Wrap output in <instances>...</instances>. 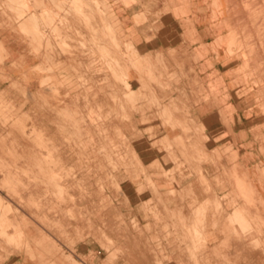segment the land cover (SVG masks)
<instances>
[{
  "label": "crops",
  "instance_id": "obj_1",
  "mask_svg": "<svg viewBox=\"0 0 264 264\" xmlns=\"http://www.w3.org/2000/svg\"><path fill=\"white\" fill-rule=\"evenodd\" d=\"M105 1L121 48L125 51L130 43L157 67H161L157 57L163 55V63L172 71L160 78L164 90L169 91V96L163 97L153 79L139 78L130 62L123 61L131 76L127 81L133 83L131 88L139 99L136 102L145 105L142 114L123 98L129 122L113 117L119 106L111 96L119 98L122 93L105 61L103 48L116 51L105 26L95 39L82 19L70 17L69 23L61 26L71 50L64 53L51 35L47 34L52 45L49 50L37 47L18 27H4L0 8V101L5 109L11 107L13 117L6 124L0 118V220L8 224L4 235L0 234V264H72L63 253H71L80 264H125L122 256L110 260L105 254L93 255L101 246L95 239L82 238L89 232V223L102 228L106 222L109 235H114L112 231H119L117 216L127 220L130 210L155 197L147 179L164 184L159 193L165 198L173 199L171 190L174 199L177 194H203L199 171L187 164L176 147L179 139L187 141L185 135L179 128L163 125L155 115L156 107L150 105L157 97L165 105L171 101L180 108L188 105L190 128L209 148L207 159L198 163L199 170L205 173L210 187L224 196L223 204L237 187L231 178L235 172L242 175L247 170L256 187L261 190L264 186L258 180L262 167L259 156H264L260 135L264 132H251L247 108L242 107L243 99L231 87V73L224 69L229 62L219 60L220 52L215 58L211 42L218 31L209 22L212 12L206 1ZM44 2L50 10L55 8L51 1ZM141 14L146 15V23L154 24L153 29L134 21ZM172 51L177 64L169 55ZM46 55L51 56L50 62H46ZM215 81L224 84L215 88ZM90 107L93 113L89 119ZM100 113L107 118L96 117ZM228 145L232 149L224 153ZM44 161L61 176L59 184L67 189V195L45 193L48 180L39 168L46 165ZM7 181L15 192L5 186ZM197 204L194 202L193 207ZM177 206L168 203L171 210ZM260 214L252 211V222L260 228L254 239H260L264 246V210ZM168 224L171 229L172 221ZM221 226L206 229L201 256L205 260L218 255L217 264H223L222 253L228 250L230 264H244L233 251L236 235L224 232ZM173 237L167 239L178 243L182 236L178 233ZM147 239L142 236L135 243L143 248ZM254 239L243 238L238 248L242 254L247 249L260 259L249 264H264V247L253 245ZM130 242L125 246L134 244V240ZM168 250L178 258L177 249L169 245ZM148 256L149 264H154V257ZM136 258L145 263L137 251Z\"/></svg>",
  "mask_w": 264,
  "mask_h": 264
},
{
  "label": "rangeland",
  "instance_id": "obj_2",
  "mask_svg": "<svg viewBox=\"0 0 264 264\" xmlns=\"http://www.w3.org/2000/svg\"><path fill=\"white\" fill-rule=\"evenodd\" d=\"M0 8L2 11V18H3V25L8 26L9 28L11 27L12 24H14L17 19L15 18L16 13L18 12V8L21 6L20 2L23 1L24 3L30 4L31 9L33 10H38L40 11L42 8L46 7L44 0H0ZM53 3L54 9L53 11V20L51 22H56V19L59 18L62 23H64L67 19H69L73 14L76 15L79 19H82L84 22L85 26L87 29H89L90 32L95 34L96 36L95 39L99 37L98 33H102V28L101 26H105L106 29L109 32V29L114 30L112 27V23L110 22L109 17V12H110V7L105 3L106 1H101V0H49ZM206 1V4L208 7L211 9V18L209 22L213 24L212 27L218 31V34L216 35L215 39L213 42H211V46L214 49V52L217 56L215 58H218L220 55L219 52L221 53V57H219V60H223L225 62H229L228 66H226L225 71H229L231 73V76L233 77L232 81H230L231 87L236 89V96L240 97L242 102V107L247 108L246 114L250 116L249 125L251 126V132L254 131L256 133H261L264 132V0H204ZM100 14H104L107 17V21L103 20ZM85 16H84V15ZM71 15V16H70ZM43 16L42 14H39V17L41 18ZM45 17H43L44 19ZM50 21V20H49ZM134 21H137L138 23H141L145 29H153L154 24H149L146 23L148 22V19L146 18V15L141 14L138 15V18H134ZM186 22V21H185ZM11 23V24H9ZM32 23L33 21L29 22V25L26 26L24 24L23 26H19V31L22 32L25 35H28L32 37L33 41L37 44V47H44L45 49H51L52 45L47 42L49 37L48 35H51L53 39L56 41V46L59 48L64 53H71L70 47L68 44L65 42V36H63V33L60 32L58 28L55 27V29L49 30L47 28V31L49 30L50 33L44 34L47 35V38L44 39L41 35L40 38H36L35 34L32 33ZM185 24V23H184ZM46 26H49L45 24ZM186 26V24H185ZM14 28V27H11ZM244 31L246 34L249 36H244ZM98 35V37H97ZM235 38L236 42L241 43L240 45L235 44L234 49L232 52H228V55L225 53V49H227V40L230 38ZM45 40V43L43 41ZM110 42L114 46V49H116L115 52L110 51L106 47L103 48L105 49V54L106 58L105 61L107 62L110 70H111V75L112 78L119 84V90H121V95L119 98H117L114 94L111 96L114 102L118 103L119 110L115 112V119L117 121H122L124 122L125 119L127 122L130 120V115L127 114L125 110L127 106V102H124V99L129 101V104H131V108L138 109L139 111L145 107V105L139 106V104L136 102L139 99L134 96V89L131 88L133 83L127 81L129 76L128 70L126 68V65H124L123 61L126 59L130 62V65L133 66V68L136 70L138 73V77L140 78L141 76L149 77L155 81L157 84L158 89L162 93L165 88V84L160 81V78L162 76L167 75L171 73L172 71L169 70L168 66L163 63V55L157 57V62L158 64L161 65V67L153 66L149 59L143 55L138 54L137 51L133 48V46L128 43L125 45L126 50L124 51L123 48H121V44L118 41V39L114 38L113 36L110 35ZM83 45V44H82ZM244 46V47H243ZM237 53V54H236ZM171 56L173 62L177 64V56L175 55V52L172 51L169 53ZM48 56V55H47ZM46 56V57H47ZM51 56H48L45 60L46 62H50ZM52 59V58H51ZM118 61H117V60ZM1 60V56H0ZM119 62V63H118ZM164 65V66H163ZM50 68V67H49ZM170 71V72H169ZM218 71V70H217ZM215 70V72H217ZM47 81H50V79H47ZM46 82V81H45ZM143 82V81H142ZM145 83V82H144ZM224 82L222 81H215L214 86L215 88H220L223 86ZM143 87L145 84L142 85ZM168 86V85H167ZM147 86H145L146 88ZM149 88V87H148ZM153 94L152 90H149ZM124 98V99H123ZM159 99L161 98L158 97L156 100L154 98V101L150 102V105H154L158 109L159 106L165 105L163 102H160ZM256 99V100H255ZM160 102V103H158ZM149 105V104H148ZM188 107V105H183L180 108V111L183 110L184 107ZM178 105L174 103V105L170 108L172 112H174V115H180L178 114ZM157 112V111H156ZM91 113H93V108L90 107L88 111V117L92 116ZM96 117L99 119H104L107 118V114L103 115L100 114H95ZM119 116V118H118ZM0 118H2L3 123L8 122L9 118L12 117L11 113V107L6 106L5 109V104L1 103L0 101ZM111 118V117H110ZM161 118V117H160ZM164 118V117H163ZM161 118V121L163 125L169 126L168 123L165 122V120ZM178 119H181L178 121ZM75 121V120H74ZM132 121V120H131ZM176 125L175 128H179L183 134L185 135V139L187 140L184 142L182 139H179L176 142V147L179 149L180 154L183 156L184 160L187 162L188 165L194 167L197 171H199L200 163L203 160L207 159V153H208V147L204 145L205 152H202L201 148V141L203 139L198 137V133L192 128H190V123L189 116H178V118L175 120ZM5 122V124H6ZM79 122V121H76ZM170 127V126H169ZM185 129V131H184ZM31 131L35 132L36 130L33 131L32 126H31ZM195 134V135H194ZM260 150L262 154L264 155V134L260 135ZM231 145L226 146L224 149V153H227L232 147ZM164 148L168 149V145H163ZM236 153V151H235ZM219 154V153H218ZM173 157V156H172ZM171 157V158H172ZM135 158L136 155H135ZM264 158V156H261V159ZM259 160L261 164L259 166H262L261 169L259 170V176L258 180L261 183H264V159L261 161ZM45 160V159H44ZM46 166H49L47 161H44ZM201 169V168H200ZM144 171V170H143ZM40 172L43 173L44 178H47V171L40 170ZM202 172V171H201ZM199 171V175L201 174ZM201 176V175H200ZM199 176V180L201 181V177ZM60 177L58 181H53L47 178V183H45L46 187L47 185L49 186V189L52 191L54 195L57 196H63L64 194L67 195L68 191L65 189L62 185H60ZM149 178V177H148ZM201 178V179H200ZM201 182L204 184V196L209 197L212 191V187H209L210 184L209 181H207V177H204ZM234 182H236V189L233 191V193H237L240 197H247L249 198L254 204L256 202V197L254 196V191H252V180L250 179L248 175V171L244 170L242 172V175H238L236 172L234 173L233 176H231ZM207 181V182H206ZM229 181V180H228ZM149 186L150 189L151 186L153 187V195L155 197H151L147 199L146 201H143V204H140L136 208V210H130L127 213V217L129 219H125L123 216H117L116 221H117V227L119 228V231H112L113 234L116 233V238L115 241L113 242L111 237L106 234L107 226L106 222H104L103 227H94L89 223V232L86 235H83L84 239H95L100 243L101 248L95 249L93 255H101L105 254L108 258L111 256V251L114 250L115 255L120 256V251L121 250V244H119V241L116 239H121L122 241L124 239L127 240V238L131 237H139V236H144L149 242V244L154 248V251L156 252V256L159 259L160 262L154 264H165L169 262H173L172 264H208L206 263L207 260L215 261L214 264H217L218 261V255H213L211 258H207L204 260V262H200V260L192 259L190 256H192V253L194 252V256L197 254L198 257H201L204 259L201 255V248L203 247L204 243V237H198L195 236V238L191 239L183 234L179 233L181 222H182V211L176 207L174 211L172 212L171 209L164 212L160 211L163 206L169 203V201H172V203H175V206L178 204L179 207L182 208L183 205L187 203L193 204L194 202L199 201L197 199V196H193L189 192L187 193V196H183L180 194H177L178 198H176V195L174 194V191H170L172 193L173 199L165 198L164 196L159 193L160 187L164 186L161 182H154L150 181L147 179L146 182ZM206 183V184H205ZM152 184V185H151ZM170 184V183H169ZM59 186L61 187L60 191ZM113 187H117V184H112ZM210 190H209V188ZM48 188V187H47ZM141 189V190H140ZM138 191L141 193L143 191V188H140ZM264 186L261 187V190L259 188V196L262 197V199H259L258 201L260 203H257V208L259 209L257 216H260V211L264 210ZM232 194V193H230ZM194 195H196L194 193ZM196 199H195V198ZM219 197L220 200H223V197ZM186 200H185V199ZM187 198H189L187 200ZM253 198V200H252ZM208 200V199H207ZM183 203H182V202ZM214 199L211 201L209 200L207 202L208 206V211L211 210V208L214 205ZM146 202L150 204V206H154L158 211V217H154L151 213L147 217H141L143 213V209H145ZM168 202V203H167ZM145 203V204H144ZM129 205V204H128ZM212 206V207H211ZM143 209H142V208ZM166 207V206H165ZM140 208V209H139ZM142 213L139 214L140 212ZM173 210V209H172ZM72 212V211H71ZM250 224L246 227L241 228L237 223L235 226V230H229L227 231L223 225V231L227 232L228 234H234L236 235L235 239V244L232 246L234 248V254L236 259H241L243 260V255L246 254L248 251L245 249V253L242 255L240 253L241 250L238 248L240 244L242 243L243 238L250 237L251 240L254 239V234L259 235L260 234V228L259 224L253 223L252 218L249 219ZM168 221H172V228L170 229V225L168 224ZM217 224H222L221 220H219ZM4 223V224H3ZM6 225L5 222L0 221V225ZM216 224V225H217ZM216 225H206L203 228V232L205 233L206 229L211 228L212 226L215 227ZM241 232V233H240ZM251 232L253 235H247L246 233ZM181 234V238L178 239V243H173V240H168L167 238L170 236L178 235ZM129 236V237H128ZM68 236H66L67 238ZM177 237V236H176ZM174 238V237H173ZM68 239V238H67ZM150 239V240H149ZM162 239H167V242H162ZM177 239V238H176ZM69 240V239H68ZM112 242L114 244H112ZM253 245L257 247L263 248L264 246L260 244V239L252 241ZM256 242V243H254ZM252 244V243H251ZM261 246H260V245ZM116 246V248H113V246ZM172 246L174 249L178 250V255L177 259L172 257L170 255V250H168V247ZM71 244L69 243V250L71 248ZM107 248V250H106ZM162 248V249H161ZM123 249V248H122ZM166 250V251H165ZM72 250H70L71 252ZM101 251V252H100ZM158 251V252H157ZM164 252V253H163ZM240 252V253H239ZM162 253V254H161ZM226 254V255H225ZM228 250L223 252L221 256L222 263L224 259L226 260L225 264H230L227 259L228 256ZM238 254V255H237ZM63 255L68 259L71 260L73 257L71 253H63ZM114 255V256H115ZM147 255H150L147 252ZM163 257H162V256ZM241 255V257L239 256ZM71 256V257H70ZM189 256V257H188ZM239 256V257H238ZM151 257V255H150ZM170 257V258H169ZM220 257V256H219ZM71 258V259H69ZM169 258V259H168ZM216 258V259H215ZM116 258H113L115 260ZM169 261V262H168ZM245 262V263H244ZM244 264H249L248 261L244 260ZM72 263V261H71ZM223 263V264H224ZM73 264V263H72ZM80 264V262H79ZM146 264V261L145 263Z\"/></svg>",
  "mask_w": 264,
  "mask_h": 264
},
{
  "label": "bare ground",
  "instance_id": "obj_3",
  "mask_svg": "<svg viewBox=\"0 0 264 264\" xmlns=\"http://www.w3.org/2000/svg\"><path fill=\"white\" fill-rule=\"evenodd\" d=\"M183 2H184V4H186L185 2H187V0H182ZM125 2H127V1H125ZM124 2V3H125ZM20 7L18 8V12L16 13V16H15V18L17 19V21L14 23V24H12L11 25V27H19V26H23L24 24H26V26L27 25H29V22L30 21H33V23H32V29L33 30H31L32 31V33L33 34H35V37L36 38H40L41 37V35H42V37L44 38V39H46L47 38V35H44V34H47V33H50L49 32V30H51V29H55V27L56 28H58L59 30H60V32H61V26H62V21L59 19V18H57L56 19V22H51L52 20H53V11L52 10H50L49 8H47V6L46 7H44V8H42L40 11H38V10H33V9H31V7H30V4L28 3V1H27V3H24L23 1H21L20 2ZM193 5H195V4H193ZM2 12V11H1ZM39 14H42L43 16H41V18L39 17ZM84 15V14H83ZM99 15H101V17L103 18V20H105V21H107V17H106V15H104L103 13L102 14H100L99 13ZM71 16V15H70ZM85 16V15H84ZM43 17H45L44 19H43ZM72 17V19H79L76 15H72L71 16ZM50 20V21H49ZM69 20H70V18L69 19H67L64 23L65 24H68L69 23ZM9 24H11V23H9ZM45 24H47V25H49V26H46ZM47 28H49V30L47 31ZM109 32H110V35L111 36H113L115 39L117 38V35H116V32H114V30H111V29H109ZM244 36H249L248 34H246V32L244 31ZM49 40V39H48ZM48 42V41H47ZM235 44H237V45H240L241 43H238V42H236V39L233 37H231L230 39H228L227 40V49H225L226 51H225V53L228 55V52L230 53V52H232L233 51V49H234V45ZM244 47V46H243ZM237 54V53H236ZM47 56V55H46ZM49 56V55H48ZM47 56V57H48ZM46 57V58H47ZM50 58V57H49ZM50 60H51V58H50ZM117 60V59H116ZM118 61V60H117ZM119 63V62H118ZM162 96L164 97V96H169V91H166V90H164L163 92H162ZM158 98V97H157ZM256 100V99H255ZM159 101L160 102H162V100H160L159 99ZM160 102H158V103H160ZM234 102V101H233ZM161 104V103H160ZM173 106V101H171L169 104H167V105H161V106H159L158 107V109H156V111H157V113L155 114L157 117H161V118H163L164 120H165V122L166 123H168V125L170 126V128L172 129V130H174L175 129V125H176V119L178 118V116L180 117V116H189V114H188V107L186 106V107H184L183 108V110L182 111H180V107H178V110H179V112H178V114H180V115H177V114H175L174 115V112H172L171 111V107ZM140 113H142V114H144V110H140ZM241 117V116H240ZM118 118H119V116H118ZM145 120H148L149 118L147 117V118H144ZM5 120V122H6V118L4 119ZM181 119H178V121H180ZM4 122V123H5ZM32 129H33V131L34 130H36V129H34V127H32ZM184 131H185V129H184ZM208 138V137H207ZM209 139V138H208ZM201 148H202V152H205V149L206 148H204V144H203V140L201 141ZM261 147V146H260ZM263 150H264V148H263ZM237 151V150H236ZM258 156V155H257ZM259 157H261V156H259ZM260 159V158H259ZM264 158H262L261 159V161L263 160ZM264 161V160H263ZM259 163H260V161H259ZM261 164V163H260ZM39 168H40V170L42 169V170H44V171H47V178L48 179H50V180H53V181H58V179H59V174H55V173H53L52 172V169H51V165H49V166H44V167H42V165L40 166L39 165ZM199 169H200V167H199ZM200 171V170H199ZM25 173H27L26 171H25ZM201 175V176H200ZM199 176L202 178H200L201 179V181L203 180V179H205L204 177H206V175H205V173L204 172H201V174H200ZM9 179V178H8ZM9 180H12L11 178L9 179ZM204 181V180H203ZM9 182L10 181H7V184L5 185L7 188L9 187V188H11L10 190H12V191H14V187H12L10 184H9ZM207 182V181H206ZM252 182H253V180H252ZM203 183V182H202ZM163 184V183H162ZM206 184V183H205ZM209 184V183H208ZM152 185V184H151ZM46 186V185H45ZM153 186V185H152ZM151 186V188H152V190H153V187ZM48 187V188H47ZM47 187H45V193H51L52 195H54L53 193H52V191L49 189V186L47 185ZM210 187V186H209ZM208 187V188H209ZM252 191H254V196L256 197L255 199H256V202H255V204L249 199V198H247L246 196L243 198V197H240L239 195H237V193H232V194H230L229 196H226V197H228V200H227V204H223V200H220L219 199V197H217V196H219L215 191H212L213 193H211L210 194V196L209 197H205L204 195V192H203V194L201 193H199V195L198 194H196V195H194L193 193H191L193 196H199V198H201L202 200H204V201H202V200H200V201H198V204L196 205V206H194L193 207V204H191L190 202L189 203H187V204H185V205H183L182 206V208L181 207H179V206H177L181 211H182V216H183V218H182V222H181V226L182 227H180V230H179V233H181V234H183L184 236H186V237H188V238H191V239H193V238H195V236H198V237H202L203 236V234H204V232H203V228L206 226V225H216L218 222H220L219 220H221V223H222V225H223V227L227 230V231H229L230 229L231 230H235V226H236V223L241 227V228H243V227H246V226H248L249 224H250V220L249 219H251L252 218V211H254L255 213H258V211H259V209L257 208V203H260L258 200L259 199H262V197H260L259 196V188L258 187H256L255 186V184H254V182L252 183ZM60 189H61V187L59 186V191H60ZM155 189H156V187H155ZM154 189V190H155ZM141 190V189H140ZM153 190V191H154ZM204 190H205V188H204ZM209 190H210V188H209ZM15 192V191H14ZM142 192V191H141ZM263 192H264V190H263ZM54 196H57V195H54ZM60 196V195H59ZM58 196V197H59ZM197 196V197H198ZM195 198V197H194ZM185 199V198H184ZM189 198H187V200H188ZM196 199V198H195ZM208 199V200H207ZM214 199V205H213V207L211 208V210L210 211H208V206H207V202L209 201V200H213ZM225 199V198H224ZM186 200V199H185ZM252 200H253V198H252ZM182 202V201H181ZM183 203V202H182ZM145 204V203H144ZM140 206V205H139ZM166 206V207H165ZM165 206H163L162 208H161V210L160 211H164V212H166V211H168V210H170L171 208H168V204H166ZM228 207H231V208H233L232 209V211H228L227 209H228ZM142 208V207H141ZM140 209V208H139ZM143 209V208H142ZM146 212H148L149 214L151 213L154 217H158V213L160 212V211H158V209H156L154 206H150V204H148L147 202H146V205H145V209H143V215H142V213L140 212V210H139V214H141L142 216L141 217H147L149 214L148 213H146ZM72 210L70 209L69 210V213L71 214L72 212H71ZM172 212L174 211V209L173 210H171ZM1 221V220H0ZM3 221H4V219H3ZM4 224V223H3ZM3 224L2 225H0V234L1 235H4V230H5V228L6 227H8V224H6V225H4L3 226ZM14 226V225H13ZM106 226H107V229L105 228V230H106V234L108 233V231L107 230H109L108 229V225L106 224ZM213 227V226H212ZM211 227V228H212ZM226 230H224V231H226ZM112 231V230H111ZM247 235H253L251 232H248V233H246ZM108 235H109V233H108ZM115 235V236H114ZM114 235H109L110 237H111V239H112V241L114 242L115 241V238H116V233H114ZM129 237V236H128ZM140 237H142V236H139V237H129V238H127V240L126 239H124L123 240V243H124V245H120L121 246V250H119L121 253H120V256H122L123 258H124V260H125V264H132V261H135V263H133V264H140L139 262H137V258H136V251L140 254V256L142 257V259L143 260H145L146 261V264H149V262H148V255H147V252L151 255V257H154V261L156 262V263H158V262H160L159 261V259L157 258V256H156V252L154 251V248L149 244V242L148 241H146V245L143 247V248H141L140 246H138L136 243V240L138 239V238H140ZM144 237V236H143ZM68 238V237H67ZM146 238V237H145ZM147 239V238H146ZM131 240H134V244H132V245H126L125 246V244H128V243H131L130 241ZM112 242V244H114ZM136 242V243H135ZM243 246V245H242ZM241 246V247H242ZM113 248H116V246L114 245L113 246ZM123 248V249H122ZM245 248V247H244ZM117 249V248H116ZM134 249H136V251L134 250ZM162 249V248H161ZM71 250V249H70ZM106 250H107V248H106ZM245 250V249H244ZM166 251V250H165ZM112 253H111V256L108 258V259H113V258H117V255H115V252H114V250L113 251H111ZM158 252V251H157ZM164 253V252H163ZM240 253V252H239ZM69 254V253H68ZM162 254V253H161ZM194 252L192 253V256H190V258H192V259H196V260H200V262H204V259H202L201 257H198L197 256V254L194 256ZM241 255H242V253H240ZM115 255V256H114ZM226 255V254H225ZM238 255V254H237ZM241 255H239L240 257H241ZM162 256V255H161ZM199 256H201V255H199ZM223 256V255H222ZM238 256V257H239ZM71 257V256H70ZM119 257V256H118ZM163 257V256H162ZM189 257V256H188ZM79 258L81 259V257L79 256ZM170 258V257H169ZM168 258V259H169ZM242 258V257H241ZM240 258V259H241ZM243 262H244V260H246V261H248V263L250 262V263H252L251 261H254V259H257V260H260V259H258V257H256L254 254H250L249 252H247L246 254H244L243 255ZM69 259H71V258H69ZM228 259V258H227ZM70 262L72 261V263L73 264H79V260H75L74 258H72L71 260H69ZM224 261H225V263H226V260L224 259ZM223 261V262H224ZM228 262V261H227ZM170 264H172L171 262H169ZM206 263H208V264H214L215 263V261L213 260V261H211V260H207L206 261ZM245 263V262H244ZM163 264V263H162ZM164 264H165V262H164ZM166 264H168V263H166ZM247 264V263H246Z\"/></svg>",
  "mask_w": 264,
  "mask_h": 264
}]
</instances>
